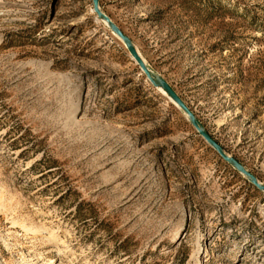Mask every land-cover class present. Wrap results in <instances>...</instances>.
I'll list each match as a JSON object with an SVG mask.
<instances>
[{
    "label": "rangeland",
    "instance_id": "rangeland-1",
    "mask_svg": "<svg viewBox=\"0 0 264 264\" xmlns=\"http://www.w3.org/2000/svg\"><path fill=\"white\" fill-rule=\"evenodd\" d=\"M264 185V0H99ZM154 87L92 0H0V264H264V192Z\"/></svg>",
    "mask_w": 264,
    "mask_h": 264
},
{
    "label": "water",
    "instance_id": "water-1",
    "mask_svg": "<svg viewBox=\"0 0 264 264\" xmlns=\"http://www.w3.org/2000/svg\"><path fill=\"white\" fill-rule=\"evenodd\" d=\"M93 11L97 15L98 19L104 21L111 31L124 43L130 56L139 65L141 71L145 74L148 81L156 88H162L170 97V99L179 107V109L185 114L191 125L196 129L199 135L218 153V155L229 165L234 167L238 172L243 174L257 189L264 192V185L260 184L255 176L249 173L236 159L229 157L224 149L207 133L202 127L193 112L186 106L184 101L178 96L174 89L166 82V80L160 75L155 74L146 65L142 57L139 55L136 47L132 43L131 39L126 36L121 29L102 12L99 4V0H92Z\"/></svg>",
    "mask_w": 264,
    "mask_h": 264
},
{
    "label": "bare ground",
    "instance_id": "bare-ground-1",
    "mask_svg": "<svg viewBox=\"0 0 264 264\" xmlns=\"http://www.w3.org/2000/svg\"><path fill=\"white\" fill-rule=\"evenodd\" d=\"M102 21V20H101ZM106 26H108L104 21H102ZM138 51V50H137ZM140 55V54H139ZM143 59V58H142ZM145 62V61H144ZM146 63V62H145ZM147 65V64H146ZM148 66V65H147ZM149 67V66H148ZM159 91H161L167 98L169 97L168 94L162 89L159 87L158 89ZM170 99V97H169ZM171 100V99H170ZM172 101V100H171ZM173 104H175L173 101H172ZM176 105V104H175ZM176 107L179 109V107L176 105ZM228 155V154H227ZM229 156V155H228ZM230 157V156H229ZM248 171V170H247ZM249 172V171H248ZM258 180V179H257ZM260 183V181H258ZM262 184V183H260Z\"/></svg>",
    "mask_w": 264,
    "mask_h": 264
}]
</instances>
